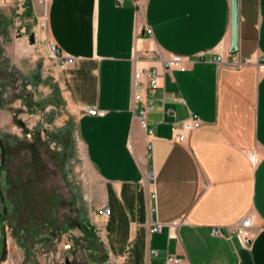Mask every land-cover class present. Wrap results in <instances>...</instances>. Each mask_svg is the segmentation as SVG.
Here are the masks:
<instances>
[{"label":"crops","instance_id":"crops-1","mask_svg":"<svg viewBox=\"0 0 264 264\" xmlns=\"http://www.w3.org/2000/svg\"><path fill=\"white\" fill-rule=\"evenodd\" d=\"M23 5L29 28L46 16L39 38L51 55L55 43L60 54L74 57L66 67L56 59L63 122L74 121L80 157L100 183L96 216L112 262L176 264L167 261L175 256L182 264H264V0H239L238 55L255 60L240 68L227 62L231 0ZM221 43L225 59L217 63L212 51ZM172 54L188 59L184 70L169 64ZM154 68L161 76L146 113L150 136L138 114ZM190 113L202 124L179 142L174 129ZM102 206L110 208L108 217L97 212ZM247 214L249 244L212 233L213 225ZM156 223L160 231H152Z\"/></svg>","mask_w":264,"mask_h":264},{"label":"rangeland","instance_id":"rangeland-1","mask_svg":"<svg viewBox=\"0 0 264 264\" xmlns=\"http://www.w3.org/2000/svg\"><path fill=\"white\" fill-rule=\"evenodd\" d=\"M23 2L0 0V135L6 151L1 165L0 148V178L8 204V256L2 264H63L68 257L71 264H115L96 216L100 183L80 157L76 127L56 134L65 125V108L52 102L60 70L39 38L46 16L29 28ZM5 113L10 122H4ZM73 220L81 227L71 226ZM3 232L0 217V259Z\"/></svg>","mask_w":264,"mask_h":264},{"label":"built area","instance_id":"built-area-1","mask_svg":"<svg viewBox=\"0 0 264 264\" xmlns=\"http://www.w3.org/2000/svg\"><path fill=\"white\" fill-rule=\"evenodd\" d=\"M147 33L149 35H152V30L148 28ZM51 49L53 51L54 57L59 60L62 67H66L73 62L74 57L64 56L60 54L59 49L55 43H51ZM212 52L215 54L214 59L216 60L217 63L224 62V59H225L224 44L221 43ZM205 53L206 52L199 53V57L203 58ZM228 55L230 57V60L227 62L229 66L233 68H240V67H243L244 65L255 63V60L251 56H246L242 58L240 55H238V53L237 54L228 53ZM168 61H169V64H176L178 65L179 68L184 70L186 68V63L188 59L184 57L183 55L172 54ZM260 63L261 62L258 61V64ZM160 76L161 75L157 68H154L151 71L150 83L148 85L149 95L138 114L141 125L149 130L150 136H152L153 130L148 127L146 113L149 109H152V102H153L154 95L158 87L160 86ZM87 110L91 114L102 113V111L97 109L96 107H88ZM201 124H202V120L200 119L198 114L190 113V115L186 117L185 119H183L180 125H178L174 129L173 136L179 142H185L188 139V135L192 131L198 129L201 126ZM148 146H149V149L151 150L153 147L151 141L149 142ZM251 160L252 161L256 160L255 154L251 155ZM150 175L153 178L154 173L151 172ZM97 212L102 216L108 217L110 215V208L107 206H102L97 210ZM252 225H253V216L251 214H247L240 221L236 223H232L229 225H213L211 228V231L214 235L228 237V238H231L233 235H237L245 244H249L253 239V234L251 232ZM160 229H161V223H156L152 227V231H160ZM153 253L156 254L157 251H153ZM167 261L171 263H176V264H182L183 262L181 258H178L175 256H169Z\"/></svg>","mask_w":264,"mask_h":264},{"label":"water","instance_id":"water-1","mask_svg":"<svg viewBox=\"0 0 264 264\" xmlns=\"http://www.w3.org/2000/svg\"><path fill=\"white\" fill-rule=\"evenodd\" d=\"M31 42L33 43L35 41L34 35L31 34L30 37ZM239 52V0H231V40H230V53L231 54H237ZM21 127H25L26 123L22 119L17 118L15 120ZM32 151L34 155V159L36 161H39V152L37 150L36 144L31 143ZM0 148H1V165L5 162L6 157V151H5V145L3 142V139L0 135ZM1 177V172H0ZM3 249H2V255H1V261L5 260L8 256V236L6 231V213H7V206L3 205ZM77 225L78 227H81V222H73L71 223V226ZM63 264H71V260L69 257L66 259V261Z\"/></svg>","mask_w":264,"mask_h":264},{"label":"trees","instance_id":"trees-1","mask_svg":"<svg viewBox=\"0 0 264 264\" xmlns=\"http://www.w3.org/2000/svg\"><path fill=\"white\" fill-rule=\"evenodd\" d=\"M27 99H25L26 101ZM52 102L56 105V106H62L63 105V99H62V95H61V91H60V87L59 85H57L55 87L54 90V95L52 96ZM74 126V121L73 120H68L65 125L61 128H59L57 130V136H64L66 135L65 133H67L69 130H71V128ZM4 189H3V184L1 182V178H0V195H1V200H2V204L6 205L8 207L7 201H6V197L4 196ZM4 213L3 211L0 213V216L3 217Z\"/></svg>","mask_w":264,"mask_h":264},{"label":"flooded vegetation","instance_id":"flooded-vegetation-1","mask_svg":"<svg viewBox=\"0 0 264 264\" xmlns=\"http://www.w3.org/2000/svg\"><path fill=\"white\" fill-rule=\"evenodd\" d=\"M77 216H78V215H77ZM73 222H78V220H73L72 223H73Z\"/></svg>","mask_w":264,"mask_h":264}]
</instances>
